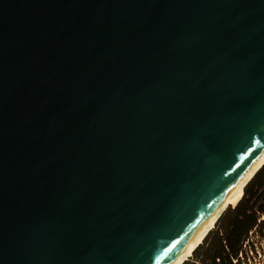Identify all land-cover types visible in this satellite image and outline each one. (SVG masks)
Masks as SVG:
<instances>
[{
  "label": "water",
  "instance_id": "water-1",
  "mask_svg": "<svg viewBox=\"0 0 264 264\" xmlns=\"http://www.w3.org/2000/svg\"><path fill=\"white\" fill-rule=\"evenodd\" d=\"M264 149V0H0V264H168Z\"/></svg>",
  "mask_w": 264,
  "mask_h": 264
},
{
  "label": "trees",
  "instance_id": "trees-1",
  "mask_svg": "<svg viewBox=\"0 0 264 264\" xmlns=\"http://www.w3.org/2000/svg\"><path fill=\"white\" fill-rule=\"evenodd\" d=\"M228 224L217 233L207 256L199 264H238L249 233L262 224L264 216V166L245 188L242 200L234 208Z\"/></svg>",
  "mask_w": 264,
  "mask_h": 264
},
{
  "label": "bare ground",
  "instance_id": "bare-ground-1",
  "mask_svg": "<svg viewBox=\"0 0 264 264\" xmlns=\"http://www.w3.org/2000/svg\"><path fill=\"white\" fill-rule=\"evenodd\" d=\"M263 166L264 149L168 264H184L193 256L197 248L215 228L221 216L229 208L236 207L242 200L246 186Z\"/></svg>",
  "mask_w": 264,
  "mask_h": 264
},
{
  "label": "rangeland",
  "instance_id": "rangeland-1",
  "mask_svg": "<svg viewBox=\"0 0 264 264\" xmlns=\"http://www.w3.org/2000/svg\"><path fill=\"white\" fill-rule=\"evenodd\" d=\"M234 208H229L221 216L215 228L197 248L193 256L190 257L184 264H199V261L207 256L208 249L215 242L217 233L223 230V228L228 224ZM260 220L262 221L260 227L249 233V238L243 247V255H241V259L238 264H264V216H261Z\"/></svg>",
  "mask_w": 264,
  "mask_h": 264
}]
</instances>
